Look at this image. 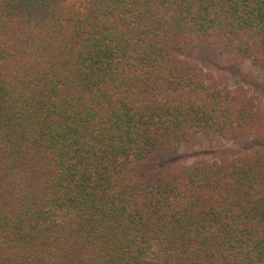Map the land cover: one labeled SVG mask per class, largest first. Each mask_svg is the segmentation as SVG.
Here are the masks:
<instances>
[{"label": "trees", "instance_id": "trees-1", "mask_svg": "<svg viewBox=\"0 0 264 264\" xmlns=\"http://www.w3.org/2000/svg\"><path fill=\"white\" fill-rule=\"evenodd\" d=\"M212 57L264 72V0H0V264H264V101Z\"/></svg>", "mask_w": 264, "mask_h": 264}, {"label": "rangeland", "instance_id": "rangeland-1", "mask_svg": "<svg viewBox=\"0 0 264 264\" xmlns=\"http://www.w3.org/2000/svg\"><path fill=\"white\" fill-rule=\"evenodd\" d=\"M204 67L206 70L212 71L218 76L225 78L232 86L244 83L264 101V72L261 69L255 68L251 65L240 67H237L236 65L232 66L228 61L216 57L207 59ZM243 77L245 80L242 79ZM199 150L200 149L192 151L184 150L180 155L182 157L195 156L198 154Z\"/></svg>", "mask_w": 264, "mask_h": 264}]
</instances>
